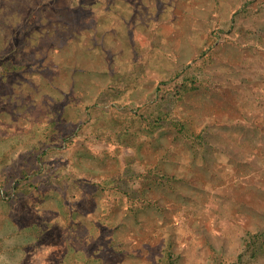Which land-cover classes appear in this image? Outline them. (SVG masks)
<instances>
[{"label": "rangeland", "instance_id": "374dc122", "mask_svg": "<svg viewBox=\"0 0 264 264\" xmlns=\"http://www.w3.org/2000/svg\"><path fill=\"white\" fill-rule=\"evenodd\" d=\"M0 209L1 264H264V0H0Z\"/></svg>", "mask_w": 264, "mask_h": 264}, {"label": "crops", "instance_id": "0c3cea01", "mask_svg": "<svg viewBox=\"0 0 264 264\" xmlns=\"http://www.w3.org/2000/svg\"><path fill=\"white\" fill-rule=\"evenodd\" d=\"M12 228H16V225H14L11 219L5 218V216H3V211L0 209V264L3 258L2 248L4 247V242L6 241V239H8V237L13 236V234L9 231Z\"/></svg>", "mask_w": 264, "mask_h": 264}, {"label": "trees", "instance_id": "16d2710c", "mask_svg": "<svg viewBox=\"0 0 264 264\" xmlns=\"http://www.w3.org/2000/svg\"><path fill=\"white\" fill-rule=\"evenodd\" d=\"M256 250H261L262 252H264V248L262 247V245H259L258 248H256Z\"/></svg>", "mask_w": 264, "mask_h": 264}]
</instances>
